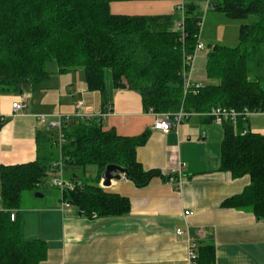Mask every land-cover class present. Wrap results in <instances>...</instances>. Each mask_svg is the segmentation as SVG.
Segmentation results:
<instances>
[{
	"label": "trees",
	"instance_id": "obj_1",
	"mask_svg": "<svg viewBox=\"0 0 264 264\" xmlns=\"http://www.w3.org/2000/svg\"><path fill=\"white\" fill-rule=\"evenodd\" d=\"M114 0H0V90L2 93H33L42 88L52 73L47 64L54 60L60 74L83 68L87 87L102 94V104L111 89L138 91L146 110L206 113L215 107L238 111H264V0H212L209 10L241 20L239 44H213L207 56V77L216 83L192 87L185 93L186 56L195 52L204 13L194 0L185 5L183 29L174 15L115 14ZM256 67V71L253 70ZM230 120L222 122L223 171L234 177L250 176L240 194L223 201L226 207L252 210L264 218V134L242 129ZM239 120L241 121L239 123ZM62 147L64 171L72 173L73 189L63 197L81 212L93 216L123 215L131 210L127 196L102 186L107 165L124 169L126 178L138 187L153 178L167 179L161 169H146L137 149L150 131L123 136L105 129L95 120L72 117L64 125ZM57 151L46 150L36 160L0 165V264H42L48 243L25 240L18 213L23 193L37 189L49 172L55 171ZM58 159V158H57ZM95 167L94 179L85 181ZM81 180H80V179ZM16 210V219L11 211ZM213 245L201 246L199 264H213Z\"/></svg>",
	"mask_w": 264,
	"mask_h": 264
},
{
	"label": "crops",
	"instance_id": "obj_2",
	"mask_svg": "<svg viewBox=\"0 0 264 264\" xmlns=\"http://www.w3.org/2000/svg\"><path fill=\"white\" fill-rule=\"evenodd\" d=\"M188 2L114 0L110 8L115 14L174 15L176 25L184 22ZM180 7L183 15L178 20ZM208 16L219 18L214 13ZM242 23L240 20L233 28V44L223 45L239 44ZM201 35L202 31L200 40ZM78 70L57 72V76L52 73L48 86L44 84L49 80L39 89L38 104L29 103L33 95L30 92L5 94L0 90V165L36 160L44 153L42 142L47 143V150H53L49 148L53 144L59 159L63 146H58L57 130L49 126V120L58 114L76 117L104 112L100 123L105 129L113 128L123 136L150 131L147 142L137 149L138 160L146 169H161L167 179L155 177L147 186L138 187L122 174L110 186L102 184L108 191L130 199L131 210L123 215L90 216L73 205L70 210L62 209V192L50 203L21 208L18 218L23 238L48 243V255L42 264H189L188 237L196 243L198 252L201 246H214L213 264H264V218L250 209L222 205L227 198L242 193L251 181L249 175L234 177L221 170L222 123L221 127L206 124L218 121L205 113H195L187 119L199 117L200 121L182 124L185 119L178 129L169 132L154 129L153 114L144 108L138 91L111 89L109 100L103 105L102 94L90 91L83 73H74ZM205 78L206 71L200 76L194 59L193 82L204 84L201 80ZM21 100H25L26 107L14 111L12 104ZM80 102L83 104L78 107ZM108 105L112 109L106 114ZM40 114L47 116L45 122L39 119ZM240 127L264 134V111L246 116ZM178 161L184 167L173 173L172 167ZM186 210L193 213L186 215ZM178 229L184 233L179 234Z\"/></svg>",
	"mask_w": 264,
	"mask_h": 264
},
{
	"label": "built area",
	"instance_id": "obj_3",
	"mask_svg": "<svg viewBox=\"0 0 264 264\" xmlns=\"http://www.w3.org/2000/svg\"><path fill=\"white\" fill-rule=\"evenodd\" d=\"M207 5V10H209L212 6V0H205ZM176 27L178 29H183V22H179L176 24ZM200 36V35H199ZM204 48V44L200 42V37L198 44L196 46L195 52L192 55L186 56L187 58V64L188 69L185 71V77H184V84H185V93H187L192 87L199 88L202 86L201 83H194L192 79V71H193V63L195 59V54L197 51ZM83 104V102H80L78 104V107H80ZM12 107L14 111L19 112L22 111L25 107V100L16 101L12 104ZM108 111L106 114L111 111L112 105H108ZM150 113L153 114V128L157 130H161L163 132H169L172 129H178L179 125L190 116L194 115L195 112H189L185 109L181 108L178 111L175 112H157L153 108L149 109ZM254 112L250 110H244V111H238L234 108H227V107H215L211 111L206 112V115H209L213 117L216 121L219 123H222L224 120H230L234 125L238 124V119L240 116H248ZM75 115H67V114H58L55 119L49 120V126L56 129L58 136H57V144L58 146L62 147L65 142V132H64V125L67 120L71 119ZM105 116V113H99V114H78L76 115L77 118L83 119V120H95L96 122L100 123L102 118ZM39 119L42 122H45L47 120V116L40 114L38 115ZM55 171L60 172L61 178L55 177L52 181V184L56 187H58L63 195V192L67 189H73L74 183H72L70 180L63 177L64 172V165L62 157H60L56 162H54ZM184 167V163L178 161L175 165L172 167V172H181L182 168ZM175 175V174H173ZM174 182L175 178H171ZM62 209H71V204L62 196ZM4 208L0 205V210H3ZM193 212L190 210H186L185 214H192ZM16 210L11 211V219H16ZM179 234L184 233L182 229H178L177 231ZM189 244H188V262L189 264H198V251L196 243L192 240L191 237H188Z\"/></svg>",
	"mask_w": 264,
	"mask_h": 264
},
{
	"label": "rangeland",
	"instance_id": "obj_4",
	"mask_svg": "<svg viewBox=\"0 0 264 264\" xmlns=\"http://www.w3.org/2000/svg\"><path fill=\"white\" fill-rule=\"evenodd\" d=\"M181 0H177V2H179ZM199 9L204 13V17H203V21H202V35H201V40L200 42H202L205 47L199 51H197V53L195 54V68L198 71V74L200 76L205 75V71H206V64H207V56L208 53L210 51V46L212 44H215V42H218L220 44H233L232 41V36L235 35V31H233L234 27H237L236 25H238L240 23V20H230L228 18H226L223 14L219 13V12H215V11H207V5H206V1L204 0H197L196 1ZM179 11V17L178 20H181L182 15H183V10H181V7L178 9ZM214 13L218 15V19L216 18H212L211 16H208L209 14ZM211 38H218L219 41H213ZM47 69L48 71H50L51 73L55 74L56 76L59 75L57 74L58 72V64L56 61L52 60L47 64ZM253 70L256 71V67L253 66ZM79 71V72H78ZM74 72V73H79V76L81 74V72L83 73V78L85 80V71L83 68H79V70ZM52 74V75H53ZM262 76L264 77V67L262 68L261 71ZM76 75V74H75ZM52 77V76H51ZM53 77L49 79V81L47 83L44 84L45 86H48V83L50 81H52ZM204 84H208V83H216L218 82L217 79H211V78H205L204 80H201ZM41 90H37L35 92H33L32 94V98L30 99L29 103H33L34 101H36V104L39 103L40 101V97H41ZM195 119H198L200 121L199 117H192L190 119H186L182 124L185 123H189L191 121L194 122ZM206 124H217L220 125L221 127V123L218 122H206ZM46 142L45 143H41V150L42 152L46 151ZM51 144V143H50ZM50 149H53V151H57V148L51 144V146L49 147ZM44 150V151H43ZM94 172H95V167L93 166H89L87 168V174L84 175L82 172H78L79 173V177L84 179L85 181H92L94 179ZM65 178L71 179L72 173L71 172H66L65 173ZM55 177L61 178V174L60 172H49L48 176L46 177V179L44 180V182H42L40 184V186L37 189H33V190H27L23 193V197H22V202H21V208L25 209L26 207H30L31 205H35V204H40L43 205L45 203H50L52 200H56L61 193V190L56 187L53 186L52 181ZM42 193L43 196L42 197H37L36 193Z\"/></svg>",
	"mask_w": 264,
	"mask_h": 264
},
{
	"label": "water",
	"instance_id": "obj_5",
	"mask_svg": "<svg viewBox=\"0 0 264 264\" xmlns=\"http://www.w3.org/2000/svg\"><path fill=\"white\" fill-rule=\"evenodd\" d=\"M22 92V91H21ZM126 173V169L115 165V164H109L107 165L105 171L102 174V184L105 187H108L112 184L113 180H119L122 178V174ZM37 197H42L43 194L37 192Z\"/></svg>",
	"mask_w": 264,
	"mask_h": 264
}]
</instances>
